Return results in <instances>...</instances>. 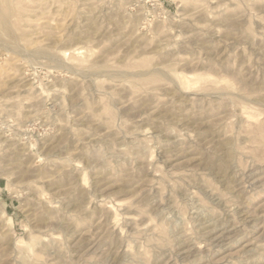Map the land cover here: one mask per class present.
Segmentation results:
<instances>
[{
  "label": "rangeland",
  "instance_id": "1",
  "mask_svg": "<svg viewBox=\"0 0 264 264\" xmlns=\"http://www.w3.org/2000/svg\"><path fill=\"white\" fill-rule=\"evenodd\" d=\"M0 264H264V0H0Z\"/></svg>",
  "mask_w": 264,
  "mask_h": 264
}]
</instances>
